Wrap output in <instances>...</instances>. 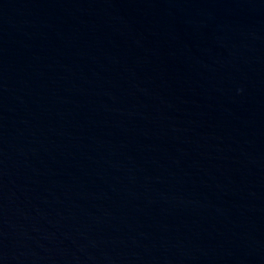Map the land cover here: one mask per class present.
I'll return each instance as SVG.
<instances>
[{"label":"water","instance_id":"95a60500","mask_svg":"<svg viewBox=\"0 0 264 264\" xmlns=\"http://www.w3.org/2000/svg\"><path fill=\"white\" fill-rule=\"evenodd\" d=\"M0 264H264V0H0Z\"/></svg>","mask_w":264,"mask_h":264}]
</instances>
